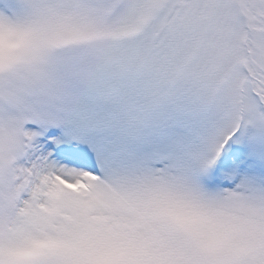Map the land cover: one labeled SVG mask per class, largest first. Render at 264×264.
<instances>
[{"label":"snow or ice","instance_id":"6c2138e0","mask_svg":"<svg viewBox=\"0 0 264 264\" xmlns=\"http://www.w3.org/2000/svg\"><path fill=\"white\" fill-rule=\"evenodd\" d=\"M0 264H264V0H0Z\"/></svg>","mask_w":264,"mask_h":264}]
</instances>
